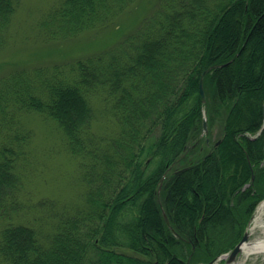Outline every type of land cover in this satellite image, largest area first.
I'll list each match as a JSON object with an SVG mask.
<instances>
[{
    "label": "trees",
    "instance_id": "trees-1",
    "mask_svg": "<svg viewBox=\"0 0 264 264\" xmlns=\"http://www.w3.org/2000/svg\"><path fill=\"white\" fill-rule=\"evenodd\" d=\"M134 1L54 0L38 23L75 37ZM20 2L0 0V50ZM151 2L100 52L0 77V264H207L242 237L264 198V0ZM29 111L77 158L78 206L21 196ZM204 115L223 116L208 149Z\"/></svg>",
    "mask_w": 264,
    "mask_h": 264
},
{
    "label": "rangeland",
    "instance_id": "rangeland-1",
    "mask_svg": "<svg viewBox=\"0 0 264 264\" xmlns=\"http://www.w3.org/2000/svg\"><path fill=\"white\" fill-rule=\"evenodd\" d=\"M53 1L21 0L9 29L8 41L0 50V77L14 70L70 63L100 52L117 37L116 29L124 27L125 30H129L134 20L143 14L149 15L152 8L150 4L154 3L151 1L155 0L134 1L119 13L112 25L106 26L104 30L96 27L82 31L75 37L46 38L38 20ZM222 118L223 116L219 115L207 121L204 115L206 124L204 134L209 136L206 142L207 149L215 144L222 134ZM51 121L43 119L33 111L22 115V123L32 130V138L27 152L28 157L22 163L25 177L23 176L21 196L31 203L41 198L52 200L53 212L59 213L65 207L71 209L81 203L85 185L77 158L66 149L59 129ZM105 122L104 119L101 120L102 127ZM203 145L198 146L194 154H203L207 150ZM24 212L20 215V220L23 219L32 225V221L36 219L34 217H38L39 213L33 209ZM46 221L42 223L44 228L49 226V222ZM37 222L40 223L41 219ZM260 234L261 228H256L255 232L248 235V240ZM228 253L207 264H264L263 253H252L244 261H242L244 257L242 253L238 252L231 260H228Z\"/></svg>",
    "mask_w": 264,
    "mask_h": 264
},
{
    "label": "bare ground",
    "instance_id": "bare-ground-1",
    "mask_svg": "<svg viewBox=\"0 0 264 264\" xmlns=\"http://www.w3.org/2000/svg\"><path fill=\"white\" fill-rule=\"evenodd\" d=\"M256 228H261V234L254 239L247 240L240 245V253L243 254L242 261L252 253L264 254V199L258 203L248 228V234L255 232ZM241 261V262H242ZM234 264V263H231Z\"/></svg>",
    "mask_w": 264,
    "mask_h": 264
},
{
    "label": "water",
    "instance_id": "water-1",
    "mask_svg": "<svg viewBox=\"0 0 264 264\" xmlns=\"http://www.w3.org/2000/svg\"><path fill=\"white\" fill-rule=\"evenodd\" d=\"M199 91H200V94H201V97L202 99H204V92H203V87H202V80L200 79L199 80ZM206 131V124H205V119H203L202 121V133ZM260 131H264V100H263V103H262V125H261V128H260ZM165 218V221H167V218L164 216ZM251 219L249 220V223H250ZM248 223V225H249ZM248 228V227H247ZM247 228L245 229L241 239L234 245V247L230 250L229 252V259L228 260H231L233 259L236 254L240 251V245L247 241L248 240V231Z\"/></svg>",
    "mask_w": 264,
    "mask_h": 264
}]
</instances>
